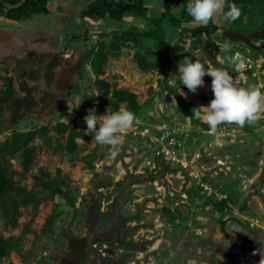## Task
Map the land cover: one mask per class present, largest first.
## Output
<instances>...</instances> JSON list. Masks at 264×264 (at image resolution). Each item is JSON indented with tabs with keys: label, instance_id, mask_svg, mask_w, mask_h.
<instances>
[{
	"label": "rangeland",
	"instance_id": "1",
	"mask_svg": "<svg viewBox=\"0 0 264 264\" xmlns=\"http://www.w3.org/2000/svg\"><path fill=\"white\" fill-rule=\"evenodd\" d=\"M89 2L48 0V14H34L22 20L0 15V60L4 61L0 64V74L4 76L0 78V90L5 78L12 83L14 95L24 94L23 82L43 86L42 79L29 77V66L18 65L12 59L32 53L55 54L45 61L56 57L72 75L68 85L56 75L53 86L60 97L45 108L27 111L16 121L11 109L4 108L0 142L14 130L33 131L28 141L34 148L33 161L24 171L17 154L12 157V167L18 171L13 178L30 188L32 174L45 166L53 174L59 168L72 186L80 185L72 192L73 208L58 196L42 201L35 215L32 204L21 206L15 227L0 212V235L6 238L19 235L34 215L30 222L34 232L27 231L23 237V247L31 249L34 257L23 261L12 252L1 264H58L69 242L90 229L101 238L98 250L93 251L100 260L92 264H259L260 255H252L251 247L260 242L263 247L257 249L264 250V119L243 128L224 124L216 132L203 129L189 120L188 112L164 90L159 83V69L141 70L132 57L136 48H123L119 56H109L104 76L111 78L117 74L118 86L138 93L142 106L135 114L134 124L138 130L146 129L149 136L133 134L130 128L121 134L124 143L115 149L97 144L93 137L78 138L79 149L73 155L57 148V142L63 139L56 134L55 123L77 122L85 128L83 117L87 109L95 107L96 115L106 114L97 108L100 97L89 64L100 40L99 33L149 26L144 17L133 13L120 20L84 18L81 10ZM144 2L150 16L161 14L162 0ZM171 5L173 14L180 16L183 4L171 0ZM213 20L220 30L211 39L190 33L179 39L178 26L169 20L163 21L169 48L155 39H145V44L156 51L154 60L163 63L168 59L165 71L170 83L183 85L178 65L189 56L210 67L227 69L241 87L264 85V15L256 11L251 17L241 13L234 23L224 20L221 12ZM237 27L253 28L246 35L256 47L221 36L223 30ZM75 33L84 34L86 39L70 41ZM225 44L230 45V51H224ZM237 52L247 65H252L250 68L237 70L232 65L228 58ZM203 79L204 86L196 93L179 88L197 107L207 106L213 99L212 78L205 75ZM112 150L118 151L114 158L110 155ZM162 163L172 169L162 178L135 179L140 174L156 172ZM122 180L124 184L118 186ZM222 197L231 199V210L213 209L212 199ZM165 206L178 212L175 220L167 218ZM54 209L58 216L46 228V217ZM220 220H226L225 230L220 228Z\"/></svg>",
	"mask_w": 264,
	"mask_h": 264
},
{
	"label": "trees",
	"instance_id": "2",
	"mask_svg": "<svg viewBox=\"0 0 264 264\" xmlns=\"http://www.w3.org/2000/svg\"><path fill=\"white\" fill-rule=\"evenodd\" d=\"M183 4V9L180 16H176L172 12L171 0H162V12L158 16H150L148 14L149 7L145 5L144 0H91L85 8L81 10V14L84 18L99 19L109 18L112 20H120L125 14L133 13L144 17L147 20L149 26L145 29H136L133 27L124 29H112L110 32H100V40L97 41L96 47L91 54L89 60L90 67L94 73V86L98 91L100 102L97 105L98 110L106 112L108 109L110 112L120 110L122 107L127 108L134 114H137L141 108V102L139 101V95L135 91L118 86V75L114 74L111 78L104 76L105 66L109 56L117 57L121 54L123 48H136L133 52V60L137 66L143 71H150L158 68L161 77L159 83L163 86L164 90L168 91L184 108L190 117L193 112L196 111L197 106L191 101L186 100L184 96L180 95V87L184 85H173L170 83L167 73L165 71V65L168 59L163 63L156 61L153 57L156 54L155 49L152 46L145 44V39H155L159 44L165 48H169V42L166 37V32L163 28V21L169 20L173 25L179 28V39H182L184 34L190 33L192 36L202 34L204 37L211 39L213 34L220 30L219 24L213 19L207 26L194 24L193 19L187 13V4L189 0H178ZM229 4L235 3L244 15L252 16L256 11L260 15H264V0H227ZM225 12L228 10L225 7ZM50 9L48 7V0H0V15L11 20H22L30 18L34 14H48ZM234 23L237 22L232 21ZM259 24L257 27H260ZM256 27V28H257ZM231 29V28H230ZM234 31H239L246 34V31H252L248 27L233 28ZM223 38L228 39L225 35H221ZM86 39L81 34H73L72 39ZM69 45L66 46V50ZM55 56L52 53H32L29 56L21 58H12L15 63L22 66H29V77L34 80H40L43 78L47 85L51 86L52 75L60 68V63L56 60V57L50 61H45L46 57ZM4 61L0 60V64ZM245 72H249L248 69H244ZM0 78H4L0 74ZM22 84H26L23 82ZM151 88V87H150ZM186 88V87H185ZM26 90L28 95L24 98H17L14 95V89L12 83L4 79V87L0 90V130L2 124V105L10 100L15 109L22 110V108L36 105V96L38 95L37 86H30L26 84L23 91ZM31 90V91H30ZM264 91V88L261 89ZM48 93V91H45ZM25 101V103H24ZM29 105V106H28ZM24 111L18 114L22 116ZM192 122L199 124L203 129L209 130V126L196 119H191ZM98 127V126H97ZM85 128H81L77 122L72 124L64 121H58L54 125L56 134L62 138V141L57 142V148L60 150H66L70 154H76L79 149L78 138L83 140H89L94 136V133L86 132ZM33 131H19L14 130L8 137L0 142V212H2L7 218V223L12 227L17 226V217L20 214L19 208L32 204L34 206V215L38 205L42 201L52 200L58 196L62 198L69 207H75V197L72 195L74 189H78L80 185L72 186L69 177L63 175L60 169H56L53 174L47 167L41 166L37 172L32 174L33 182L30 188L25 185L17 183L13 178V175L18 171L12 167L11 158L19 157L23 170H28L34 156V148L28 145V141L32 138ZM95 158V157H93ZM172 171L169 164L162 163L161 167L156 172H146V176L140 174L135 179H148L154 181L157 178H162L165 172ZM124 184V181H119L118 186ZM230 198L212 199V207L218 212L224 210H231ZM50 213L45 220V227H49L58 216V211ZM163 212L167 218L171 221L177 218L178 212L171 210L170 207H163ZM33 215V216H34ZM32 218L25 223L21 233L17 236H10L8 238L0 235V264L3 258H8L12 252L17 253L23 261H28L34 257L31 249H25L23 247V237L25 232L32 231L30 222ZM220 228L225 230L226 220H220ZM139 226V225H138ZM137 226V227H138ZM141 226V225H140ZM139 226V227H140ZM136 227V228H137ZM257 247H263L260 242H257L256 246L251 247L252 250ZM142 249L144 247H141ZM141 249V250H142ZM86 239L75 238L73 243L71 241L68 244V249L61 257L58 264H86L87 261ZM10 264H15L10 262Z\"/></svg>",
	"mask_w": 264,
	"mask_h": 264
},
{
	"label": "clouds",
	"instance_id": "3",
	"mask_svg": "<svg viewBox=\"0 0 264 264\" xmlns=\"http://www.w3.org/2000/svg\"><path fill=\"white\" fill-rule=\"evenodd\" d=\"M225 7L228 8L226 12ZM186 10L196 24L203 26H207L217 13L222 12L224 20L229 22L235 21L241 15V9L235 3L229 4L227 0H189ZM224 51H230V45L225 44ZM228 59L237 70L245 66L244 57L239 52ZM178 74L180 84L191 93H196L198 88L204 86L205 75L212 78L213 99L207 106L194 108L196 111L192 117H187L189 120L194 118L206 123L210 131L216 132L224 124H234L240 128L246 124L253 126L264 119V91L261 90L264 85L241 87L227 69L210 67L201 59L192 60L189 56H185L179 63ZM180 95L185 94L180 91ZM95 113V107L89 108L87 115L83 117L87 125L86 132L94 133L93 139L99 145L112 149L121 146L124 143L121 134L133 127L135 114L127 108L115 112L106 109V114L100 116ZM110 155L114 158L118 151L112 150ZM262 252L264 250L261 249L252 252V255H260L259 264H264Z\"/></svg>",
	"mask_w": 264,
	"mask_h": 264
},
{
	"label": "flooded vegetation",
	"instance_id": "4",
	"mask_svg": "<svg viewBox=\"0 0 264 264\" xmlns=\"http://www.w3.org/2000/svg\"><path fill=\"white\" fill-rule=\"evenodd\" d=\"M56 75H59L60 76V80H62L64 82V85H68L67 84L68 82L70 83V80H71L70 78H71L72 75L71 76L69 75L68 68L67 69L66 68H63L62 65H60V68L57 71H55L54 74L52 75L51 86L50 87L47 85L46 82H44L43 78H42L43 86H37V90L39 92H38V95L36 96V101H37L36 105L30 106L31 108L25 107V108H22V110H19V109H15V105L10 100H8L7 103H5V104L2 105V107H1L2 111L6 107L9 108V109H11V112H12V115H13L12 118H13V120L16 121L17 120V115L21 111H24V113H25L27 111H34L37 108H40V109L41 108H45L51 102H54L55 100H57L60 97V94L55 90V87L53 86V82L55 80ZM25 85L26 84H21V89L22 90L25 87ZM30 86L31 85H28V87H30ZM32 86H34V85H32ZM45 91H48V93L45 92ZM27 93L28 92L26 90H24V94L23 95H15V97H17V98H24V97H27L26 96V95H28ZM24 103H25V101H24ZM78 238H85L86 239V250L88 252L87 253L88 255H87L86 264H92L97 259L100 260V258L98 257V255L95 256V254H93V251L95 249L98 250L97 245L101 241L100 234L99 233H96L94 229H90V231L88 233H86L85 235H82L80 237H77V239ZM71 243H73V240L71 241Z\"/></svg>",
	"mask_w": 264,
	"mask_h": 264
},
{
	"label": "water",
	"instance_id": "5",
	"mask_svg": "<svg viewBox=\"0 0 264 264\" xmlns=\"http://www.w3.org/2000/svg\"><path fill=\"white\" fill-rule=\"evenodd\" d=\"M223 35H225L230 40L243 41L251 47H256V45L251 41L250 37L242 32L234 31L232 29H225L223 30Z\"/></svg>",
	"mask_w": 264,
	"mask_h": 264
},
{
	"label": "built area",
	"instance_id": "6",
	"mask_svg": "<svg viewBox=\"0 0 264 264\" xmlns=\"http://www.w3.org/2000/svg\"><path fill=\"white\" fill-rule=\"evenodd\" d=\"M245 66H248L249 68L252 66L250 63L247 65L246 63H245ZM244 66V67H245ZM138 128V125L137 124H134L133 125V127L130 129V132L131 133H133V134H136V133H138V134H141V135H148L149 133H147V130L146 129H140V130H138L137 129ZM128 132V130H126L125 132H124V134H126ZM149 136V135H148ZM151 137V136H150ZM161 153V150H158L157 151V154H160ZM182 162V161H181ZM183 165L185 166L186 165V163H183Z\"/></svg>",
	"mask_w": 264,
	"mask_h": 264
},
{
	"label": "crops",
	"instance_id": "7",
	"mask_svg": "<svg viewBox=\"0 0 264 264\" xmlns=\"http://www.w3.org/2000/svg\"><path fill=\"white\" fill-rule=\"evenodd\" d=\"M180 91H182L184 94H185V91L183 90V89H181ZM184 97H185V95H184ZM187 100V99H186Z\"/></svg>",
	"mask_w": 264,
	"mask_h": 264
}]
</instances>
